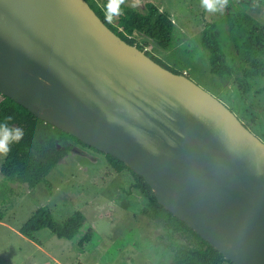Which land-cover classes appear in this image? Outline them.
<instances>
[{
    "label": "water",
    "instance_id": "water-1",
    "mask_svg": "<svg viewBox=\"0 0 264 264\" xmlns=\"http://www.w3.org/2000/svg\"><path fill=\"white\" fill-rule=\"evenodd\" d=\"M0 93L125 163L233 264H264V142L87 0H0Z\"/></svg>",
    "mask_w": 264,
    "mask_h": 264
},
{
    "label": "rangeland",
    "instance_id": "rangeland-1",
    "mask_svg": "<svg viewBox=\"0 0 264 264\" xmlns=\"http://www.w3.org/2000/svg\"><path fill=\"white\" fill-rule=\"evenodd\" d=\"M88 1L106 12L108 0ZM121 3L142 14L155 4L170 14L175 25L170 48L141 34L135 36L137 43L217 97L264 142V77L251 79L252 90L244 95L236 78L213 72L203 44L210 25L213 39L231 61L236 42H242L247 32L264 28V0H226L216 13L206 11L201 0H139L138 7L133 0ZM117 20L118 16L109 22L115 25ZM6 155L0 153V167ZM47 180L51 187L44 183L29 189L6 182L0 172V264H172L171 243L190 248L148 214L151 209L140 192L126 193L129 177L117 173L103 154L77 147ZM41 207H49L59 223L82 212L96 229L94 242L80 249L49 231H41L35 241L24 237L21 227Z\"/></svg>",
    "mask_w": 264,
    "mask_h": 264
},
{
    "label": "trees",
    "instance_id": "trees-1",
    "mask_svg": "<svg viewBox=\"0 0 264 264\" xmlns=\"http://www.w3.org/2000/svg\"><path fill=\"white\" fill-rule=\"evenodd\" d=\"M121 1L119 0L121 14L115 25L105 18V11L90 5L114 33L142 51L144 48L135 39L138 34L154 40L165 49L171 47L175 25L170 14L161 12L155 4H149L148 12L142 14L122 5ZM241 41L236 42V52H231V61H228L218 43L213 39L210 25L204 31L203 44L210 52L213 72L222 77L236 78L242 93L247 95L252 90L250 80L264 77V28H255L247 32L241 37ZM145 53L166 69L176 74H183L156 60L152 53ZM0 122L12 126L20 124L25 130L24 136L14 142L11 150L7 152L0 172L6 182L26 185L29 189H35L44 183L51 187L47 180L51 172L76 146H86L76 137L39 119L1 93ZM105 156L117 173H123L129 177L130 185L125 190L126 193L132 195L135 191L140 192L147 199L151 209L148 214L167 228L172 236L188 243L190 248L174 243L169 245L173 254L172 264H233L186 223L160 205L153 189L143 177L117 158L111 155ZM41 231H49L59 239L74 241L80 249L88 248L94 242L96 235L95 227L89 223L82 212H75L64 222L59 223L49 207L39 208L20 229V233L32 241H35L36 235Z\"/></svg>",
    "mask_w": 264,
    "mask_h": 264
},
{
    "label": "clouds",
    "instance_id": "clouds-1",
    "mask_svg": "<svg viewBox=\"0 0 264 264\" xmlns=\"http://www.w3.org/2000/svg\"><path fill=\"white\" fill-rule=\"evenodd\" d=\"M226 0H201V6L208 12L216 13L222 11ZM133 6H139V0H133ZM121 14L119 0H108L106 4L105 18L112 21ZM25 134L22 125L14 126L0 122V153H6L11 150L13 143L20 140Z\"/></svg>",
    "mask_w": 264,
    "mask_h": 264
},
{
    "label": "flooded vegetation",
    "instance_id": "flooded-vegetation-1",
    "mask_svg": "<svg viewBox=\"0 0 264 264\" xmlns=\"http://www.w3.org/2000/svg\"><path fill=\"white\" fill-rule=\"evenodd\" d=\"M84 144V143H83ZM87 146V145H86ZM83 146V145H78V146H76L73 150H72V152L74 151V150H76V148L77 147H85V148H88V149H90V150H92V151H95L93 148H91V147H89V146ZM96 152V151H95ZM96 153H98V152H96ZM99 154H101V153H99ZM104 155V154H103ZM106 157V156H105Z\"/></svg>",
    "mask_w": 264,
    "mask_h": 264
},
{
    "label": "built area",
    "instance_id": "built-area-1",
    "mask_svg": "<svg viewBox=\"0 0 264 264\" xmlns=\"http://www.w3.org/2000/svg\"><path fill=\"white\" fill-rule=\"evenodd\" d=\"M145 52V51H144Z\"/></svg>",
    "mask_w": 264,
    "mask_h": 264
}]
</instances>
